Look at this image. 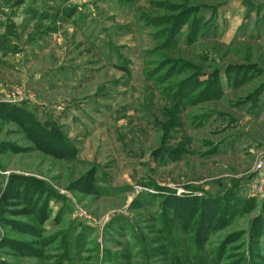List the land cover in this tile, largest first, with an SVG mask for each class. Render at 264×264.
<instances>
[{
	"label": "rangeland",
	"instance_id": "obj_1",
	"mask_svg": "<svg viewBox=\"0 0 264 264\" xmlns=\"http://www.w3.org/2000/svg\"><path fill=\"white\" fill-rule=\"evenodd\" d=\"M262 159L264 0H0V264H264Z\"/></svg>",
	"mask_w": 264,
	"mask_h": 264
},
{
	"label": "trees",
	"instance_id": "obj_2",
	"mask_svg": "<svg viewBox=\"0 0 264 264\" xmlns=\"http://www.w3.org/2000/svg\"><path fill=\"white\" fill-rule=\"evenodd\" d=\"M12 182L13 181L10 180V182L8 183V185H7L6 189H5L6 191L2 195L3 202L4 203H7V204L8 203H12L11 199L19 198V196H17V195H19L18 191H16V193H14L13 183ZM198 200H200L203 203V205H206L207 206L205 209L208 210V211H210L211 214H214L215 213L217 206L219 207V205L217 203L218 201L215 200V199H212L210 197H206V198H199L198 197ZM251 202H253V201H250L249 203H251ZM24 212L27 213L28 211L27 210H24Z\"/></svg>",
	"mask_w": 264,
	"mask_h": 264
},
{
	"label": "built area",
	"instance_id": "obj_3",
	"mask_svg": "<svg viewBox=\"0 0 264 264\" xmlns=\"http://www.w3.org/2000/svg\"><path fill=\"white\" fill-rule=\"evenodd\" d=\"M256 171L258 172V175L260 174V177L258 180H256V184L254 186V192H262L264 189V177L261 175V173L264 171V160L257 161L255 165Z\"/></svg>",
	"mask_w": 264,
	"mask_h": 264
}]
</instances>
